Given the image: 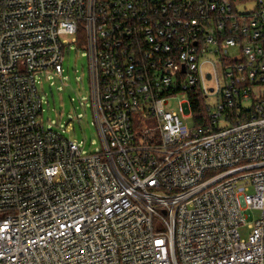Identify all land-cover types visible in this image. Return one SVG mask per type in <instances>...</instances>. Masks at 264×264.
Masks as SVG:
<instances>
[{"label": "built area", "instance_id": "2783aa9c", "mask_svg": "<svg viewBox=\"0 0 264 264\" xmlns=\"http://www.w3.org/2000/svg\"><path fill=\"white\" fill-rule=\"evenodd\" d=\"M71 43L95 152L41 120ZM0 264H264V0H0Z\"/></svg>", "mask_w": 264, "mask_h": 264}, {"label": "rangeland", "instance_id": "374dc122", "mask_svg": "<svg viewBox=\"0 0 264 264\" xmlns=\"http://www.w3.org/2000/svg\"><path fill=\"white\" fill-rule=\"evenodd\" d=\"M69 40L71 36H66ZM205 70H209L208 65ZM221 83L223 77L220 75ZM38 91L43 99L41 120L45 127L61 132L68 139L80 143L84 153L95 152L102 147L95 124L91 100L90 62L88 53L80 43H71L64 52L63 75L52 72L36 74ZM208 86H216V81H208ZM185 93L174 94L165 104V109L180 113L183 121L194 125L191 116L183 117L180 106L186 101ZM216 97L209 96L214 103ZM259 213H255L258 217ZM243 236L249 234L247 227L240 228Z\"/></svg>", "mask_w": 264, "mask_h": 264}, {"label": "trees", "instance_id": "16d2710c", "mask_svg": "<svg viewBox=\"0 0 264 264\" xmlns=\"http://www.w3.org/2000/svg\"><path fill=\"white\" fill-rule=\"evenodd\" d=\"M189 99L194 115V125H202L205 121L204 114L206 115L204 96L193 89L192 91H189Z\"/></svg>", "mask_w": 264, "mask_h": 264}]
</instances>
